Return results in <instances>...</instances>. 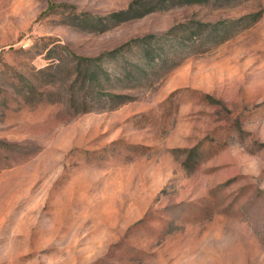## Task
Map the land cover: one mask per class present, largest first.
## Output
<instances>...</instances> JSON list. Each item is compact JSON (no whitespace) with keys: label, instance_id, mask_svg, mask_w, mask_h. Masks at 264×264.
I'll list each match as a JSON object with an SVG mask.
<instances>
[{"label":"rangeland","instance_id":"obj_1","mask_svg":"<svg viewBox=\"0 0 264 264\" xmlns=\"http://www.w3.org/2000/svg\"><path fill=\"white\" fill-rule=\"evenodd\" d=\"M0 264H264V0H0Z\"/></svg>","mask_w":264,"mask_h":264},{"label":"trees","instance_id":"obj_2","mask_svg":"<svg viewBox=\"0 0 264 264\" xmlns=\"http://www.w3.org/2000/svg\"><path fill=\"white\" fill-rule=\"evenodd\" d=\"M181 1L184 4H197V5H200V4L205 3L206 0H181ZM132 11H133V7L131 6L126 11H121L119 13L111 14L110 16H108L106 18L91 17V20H94V23H96L97 25H102L103 20L112 21L113 23H122V22H124V21H126L128 19H131L132 17H135V16H128ZM216 30H218V29H216ZM216 30L214 29V31H216ZM75 67H77V71H78L79 75H83L84 77H88L89 76L90 77V81L95 79V77L97 75V73H96L97 68L96 67L94 68V66H91L89 64H86V66L84 67L85 71H84V73H82L83 64H82L81 60H80V62H78L76 64Z\"/></svg>","mask_w":264,"mask_h":264}]
</instances>
